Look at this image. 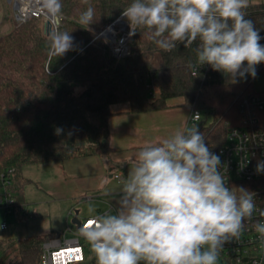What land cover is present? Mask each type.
<instances>
[{"label":"trees","instance_id":"trees-1","mask_svg":"<svg viewBox=\"0 0 264 264\" xmlns=\"http://www.w3.org/2000/svg\"><path fill=\"white\" fill-rule=\"evenodd\" d=\"M129 3L62 0L56 31L70 33L73 49L58 58L48 56L42 18L17 23L0 36V168L16 170L19 200H25L27 180L21 176L25 165L63 162L105 150L113 104L128 102L132 112H143L167 108L170 99L183 98L192 111L213 114L209 125L196 126L218 154L229 127L243 118L245 98L259 93L253 89L252 77L226 82L209 66L199 68L195 45L184 48L181 44L164 52L143 28L131 36L130 53L118 57L99 34ZM89 6L95 22L81 25L78 17ZM244 11L264 37V2L249 3ZM47 21L50 31L51 20ZM115 29L120 38L123 31L118 24ZM57 127L62 129L59 135ZM59 235L51 230L44 235L0 239V264H39L43 243ZM12 255L15 261L11 263Z\"/></svg>","mask_w":264,"mask_h":264},{"label":"clouds","instance_id":"clouds-1","mask_svg":"<svg viewBox=\"0 0 264 264\" xmlns=\"http://www.w3.org/2000/svg\"><path fill=\"white\" fill-rule=\"evenodd\" d=\"M42 3L52 16H62V0ZM248 4L249 0H130L121 17L130 35L143 28L164 52L195 45L199 68L207 65L235 83L245 76L255 78L256 67L264 63V37L246 18ZM94 22L89 6L78 23ZM47 41L49 58L73 49L69 32L51 31ZM61 132L55 128L56 135ZM134 159L119 190L104 193L114 198V210L80 227L96 264H217L221 250L239 238L245 222L255 213L264 217L253 191L225 180L220 155L196 125L145 144ZM255 171L264 173V161H257ZM252 227L264 239V220Z\"/></svg>","mask_w":264,"mask_h":264},{"label":"built area","instance_id":"built-area-1","mask_svg":"<svg viewBox=\"0 0 264 264\" xmlns=\"http://www.w3.org/2000/svg\"><path fill=\"white\" fill-rule=\"evenodd\" d=\"M14 3L16 20L21 23L33 17L50 20L42 0H9ZM53 31L57 29L54 16ZM124 25L120 38L109 36V43L118 57L130 53V30ZM126 28V29H125ZM201 112L192 111L187 126L197 125ZM223 163V175L229 185L243 186L256 194L258 208L264 209V173L255 171L257 161H264V91L251 94L244 100L243 118L238 125L229 127L226 139L218 150ZM16 170L0 168V209L15 216H32L26 201L19 200V192L15 186ZM115 178L122 181L124 174L115 173ZM91 217L80 220V224L68 223L59 236L45 241L39 264H96L95 255L90 246L80 235L81 225ZM264 220L258 213L253 220L245 222L238 239L225 244L217 260V264H264V239L254 230L252 224ZM1 229H7L8 223L2 221ZM88 252V253H87ZM89 254L88 256L86 255Z\"/></svg>","mask_w":264,"mask_h":264},{"label":"rangeland","instance_id":"rangeland-1","mask_svg":"<svg viewBox=\"0 0 264 264\" xmlns=\"http://www.w3.org/2000/svg\"><path fill=\"white\" fill-rule=\"evenodd\" d=\"M257 2H264V0H249V3ZM17 23L19 22L16 20L13 1L11 3L9 0H0V36L12 31ZM43 28L45 32L44 22ZM118 28L124 29V24L119 23ZM112 34L117 36V30L114 29ZM107 39L109 40V38ZM259 66L256 67L257 75L253 78V89L256 92H263L264 65L261 68ZM250 78L251 76H245L237 81H247ZM225 81L231 82L226 77ZM174 100L171 103H175ZM127 104L125 102L119 103V105H113L112 109H124L127 108ZM201 116L198 123L205 126L214 120V116L210 112H202ZM164 117L165 122L175 120L172 115L165 114ZM166 133L163 136L167 135ZM160 137H162L160 134L155 135V138ZM138 151L120 153L107 160L108 162L106 161L100 168L97 163H84L85 160H92L93 162L99 160L88 157L73 158L66 162L25 165L21 169V176L27 180L23 191L32 216H15L0 209V223L2 221L8 223L7 229L0 228V239H20L28 235H42L52 229L63 231L68 223L73 224L74 218L83 219L101 215L107 209L114 210L113 197L106 196L104 193L119 190L121 181L119 182L114 175L121 171L125 178L135 164L134 158ZM67 164H70V172L67 171ZM82 168L87 169V174L83 173ZM97 169L98 171L101 169L102 172L96 176ZM94 171L96 172L94 173ZM13 257L12 255L11 263L15 261Z\"/></svg>","mask_w":264,"mask_h":264},{"label":"crops","instance_id":"crops-1","mask_svg":"<svg viewBox=\"0 0 264 264\" xmlns=\"http://www.w3.org/2000/svg\"><path fill=\"white\" fill-rule=\"evenodd\" d=\"M173 99H175V103H171ZM168 104L169 106L164 109L143 112H132L129 103L127 104V108L124 109H112L113 105H119V103L113 104L111 106L113 115L109 119L110 136L108 144L101 154L85 156L89 159L93 158L99 160H94L95 162H93L92 160H85L84 163H97L100 168L103 164L106 163L107 160H110L120 153H131L135 150H140L145 144L155 142V140L157 141L163 138H167L174 134L177 130H182L183 127L188 123L189 117L192 113V109L189 106L185 105L183 98H172L168 101ZM165 114H168V116L172 115L175 120L165 122ZM172 129L174 132L172 131ZM164 133H166L167 135L163 136ZM158 134H160L162 137L155 138V135ZM71 159L73 158L67 159L64 162L70 161ZM67 165V171L70 172V164ZM82 169L83 173L87 174V169ZM95 172L96 171H94V173ZM101 172V169H99V171L97 169V172L95 173L96 176L98 174H101ZM113 208L111 206V209ZM109 211L110 209L106 210V212ZM58 232L62 233V231Z\"/></svg>","mask_w":264,"mask_h":264},{"label":"water","instance_id":"water-1","mask_svg":"<svg viewBox=\"0 0 264 264\" xmlns=\"http://www.w3.org/2000/svg\"><path fill=\"white\" fill-rule=\"evenodd\" d=\"M54 21H55V24L56 25H59L60 23V17L59 16H54ZM119 23H122L124 24L125 26H127L126 22L123 20V18L120 16L116 21H114L112 24H110L105 30H103L99 36H102V37H105V38H108L110 36V32H114V29H115V26ZM44 27H45V33L48 34L49 32L53 31L50 30V31H47L48 29V21H45L44 22ZM73 222L77 223V224H80V220L77 219V218H74L73 219Z\"/></svg>","mask_w":264,"mask_h":264},{"label":"bare ground","instance_id":"bare-ground-1","mask_svg":"<svg viewBox=\"0 0 264 264\" xmlns=\"http://www.w3.org/2000/svg\"><path fill=\"white\" fill-rule=\"evenodd\" d=\"M47 15L51 18V20H52V18H53V16L50 14V13H48L47 12ZM48 29V28H47ZM53 29V22L51 21V30ZM47 31H49V30H47ZM109 33H110V36H112L113 34H112V32H110L109 31Z\"/></svg>","mask_w":264,"mask_h":264}]
</instances>
